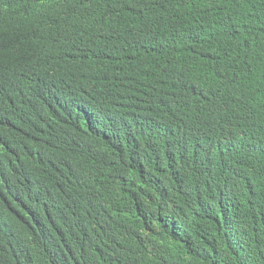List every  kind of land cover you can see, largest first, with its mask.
<instances>
[{
  "label": "trees",
  "instance_id": "16d2710c",
  "mask_svg": "<svg viewBox=\"0 0 264 264\" xmlns=\"http://www.w3.org/2000/svg\"><path fill=\"white\" fill-rule=\"evenodd\" d=\"M0 264H264V0H0Z\"/></svg>",
  "mask_w": 264,
  "mask_h": 264
}]
</instances>
